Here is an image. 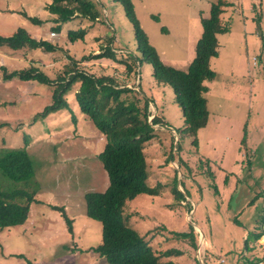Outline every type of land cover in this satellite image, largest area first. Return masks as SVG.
I'll use <instances>...</instances> for the list:
<instances>
[{"label": "rangeland", "instance_id": "1", "mask_svg": "<svg viewBox=\"0 0 264 264\" xmlns=\"http://www.w3.org/2000/svg\"><path fill=\"white\" fill-rule=\"evenodd\" d=\"M131 1L161 61L184 71L201 35L200 18L210 17L216 0ZM51 2L0 0V37L23 29L54 46L50 53L0 47V156L26 147L33 165L27 182H13L0 171V187L26 190L38 201L30 204L24 225L0 230V264H107L91 251L101 243V224L84 214V195L104 192L108 186L95 156L103 149L104 137L76 104L78 83L63 96L67 109L43 116L52 104L54 86L3 78L35 67L55 80L72 62L99 63V54L103 61H134L133 86L145 91L146 82L148 90H155L149 121L157 116L163 123L154 127V138L143 147L147 187H155L157 196L128 201L123 222L142 236L160 262L260 264L261 257L253 252L259 251L256 235L264 238V0H234L224 8L221 20L229 30L217 36L218 56L209 61L216 78L206 83L209 116L195 145L183 135L172 89L149 81L151 67L137 49L133 26L120 3L88 0L97 13L95 21L74 13L59 26L48 10ZM56 25L59 31L49 38ZM79 31H84L83 38L71 41L68 33ZM78 65L85 73L101 74L93 64ZM107 71L113 78L114 72ZM123 81L117 84L126 85ZM174 188L184 200L175 199ZM190 229L194 246L176 237Z\"/></svg>", "mask_w": 264, "mask_h": 264}, {"label": "trees", "instance_id": "2", "mask_svg": "<svg viewBox=\"0 0 264 264\" xmlns=\"http://www.w3.org/2000/svg\"><path fill=\"white\" fill-rule=\"evenodd\" d=\"M115 1L122 5L133 26L137 49L151 67L154 84L166 85L172 89L183 119V135L192 138L195 145L197 132L205 127L209 116L206 100L208 89L205 84L216 78V73L209 67V61L218 56L217 36L224 35L229 30L223 24L221 15L224 8L234 0H216L210 17L200 18L201 35L195 44L194 58L184 71L166 66L161 61L140 27L131 0ZM48 10L57 18L52 22L59 26L68 22L74 13L92 22L97 18V13L88 0H52ZM29 21L35 24L39 22L34 18H29ZM51 30L58 32L59 27L56 25ZM83 36L84 31L68 33L73 42ZM1 46L12 51L25 48L44 49L47 53L54 49L47 41L33 40L23 29L16 30L10 37H0ZM95 57L103 58V54ZM80 63L82 61L72 62L70 70L55 80L48 79L35 67L4 74L3 78L11 80L17 77L23 82L35 81L54 86L52 104L44 109L43 116L67 109L63 96L73 84L78 83L74 92L76 104L81 114L105 140L104 148L96 158L106 173L108 186L104 192H89L84 195L85 216L101 224V243L91 251L103 258L107 264H174L169 261L160 262L142 236L123 222L122 216L128 201L139 195L157 196L155 187H147L149 166L143 152L144 145L157 132L154 127L163 124L157 116L149 121V104H154V99L144 95L140 88L136 90V87L128 88L125 84H117L112 77H95L85 73L77 67ZM134 67V61L125 65L127 75L132 72L136 74ZM0 171L13 182L29 181L33 176V165L26 147L4 151L0 156ZM171 191L176 200H184L181 192L175 188ZM17 199L23 203L15 202ZM33 202V193H27L23 189L4 191L0 187V230L23 225ZM125 220L128 222L126 216ZM66 223L71 233V220ZM192 234L193 230L190 229L189 233L176 234V237L188 239L190 245L194 246Z\"/></svg>", "mask_w": 264, "mask_h": 264}, {"label": "crops", "instance_id": "3", "mask_svg": "<svg viewBox=\"0 0 264 264\" xmlns=\"http://www.w3.org/2000/svg\"><path fill=\"white\" fill-rule=\"evenodd\" d=\"M132 2V1H131ZM224 14V13H223ZM222 14V15H223ZM221 15V16H222ZM204 18V17H203ZM223 22V21H222ZM51 33H53V31H51ZM50 33V34H51ZM50 34H49V38H50ZM29 35V34H28ZM33 40H35V41H39L37 38H35V37H33V36H31V35H29ZM45 41V40H44ZM198 41V40H197ZM196 41V42H197ZM196 44V43H195ZM195 47V46H194ZM18 51H20V50H17V52ZM117 52H121L120 50H117ZM160 56V55H159ZM103 60H106L105 58H101V59H99V63H95V62H85V63H80L81 64V66H87V67H89L91 64H93L94 65V63L95 64H97V65H94L97 69H98V71H101V74H97V75H95V77H100V76H108V75H106V73H108V69L109 70H111L112 72H114V75H113V79L116 81V82H118L119 80H124L127 84H126V86L128 87V88H130V87H135V86H133L134 84H133V81L135 82L136 81V74H134L133 72L128 76V75H124V76H122L124 73H126V69H125V65L126 64H129L130 63V61H126V63H124V64H122V63H120V64H118V63H114V62H111V61H103ZM191 62V61H190ZM190 62H189V64H190ZM188 64V65H189ZM188 65H187V67H188ZM79 66V65H78ZM40 67V66H39ZM186 67V68H187ZM116 69H117V72H116ZM186 70V69H185ZM151 76V75H150ZM145 80H147L148 81V79L146 78ZM149 81H153V80H149ZM153 83H154V81H153ZM208 84H210V83H208ZM206 85V84H205ZM137 87L135 88L136 90L139 88V84L138 85H136ZM144 87H145V91H143L141 88V91L143 92V94L144 95H146L145 93L146 92H148V95L147 96H153L154 95V92H155V90H148V84L146 83V82H144V85H143ZM207 87V86H206ZM77 88H78V86L76 87V89L74 90V92L77 90ZM161 90V89H160ZM153 92V93H152ZM209 92V90L207 91V93ZM207 95V94H206ZM206 100H207V97H206ZM208 103V102H207ZM101 135V134H100ZM104 137V136H103ZM103 140H104V138H103ZM104 143H105V140H104ZM103 148H104V145H103ZM103 150V149H102ZM101 152V151H100ZM99 152V153H100ZM99 153H97V154H99ZM97 154H95V156H97ZM36 200V199H35ZM35 202H38V201H35ZM30 207V206H29ZM30 209V208H29ZM255 212H256V214H257V211L256 210H254ZM29 214V213H28ZM28 219V218H27ZM230 219L229 218H227L226 219V221H229ZM27 221V220H26ZM24 225V224H23ZM22 226V225H21ZM60 226H62V225H60ZM261 230L263 231V233H264V227H262L261 228ZM256 239H257V243H258V248H259V251L258 252H256V253H254L253 252V255L254 256H257V257H261V259H259V262H260V264H264V238H260V235H256V237H255ZM95 248V247H94ZM256 251V250H255Z\"/></svg>", "mask_w": 264, "mask_h": 264}, {"label": "built area", "instance_id": "4", "mask_svg": "<svg viewBox=\"0 0 264 264\" xmlns=\"http://www.w3.org/2000/svg\"><path fill=\"white\" fill-rule=\"evenodd\" d=\"M50 36L53 37V36H55V35H54V33H51Z\"/></svg>", "mask_w": 264, "mask_h": 264}]
</instances>
